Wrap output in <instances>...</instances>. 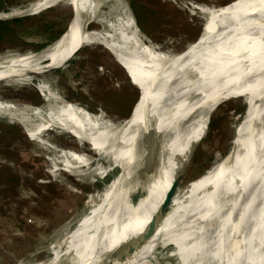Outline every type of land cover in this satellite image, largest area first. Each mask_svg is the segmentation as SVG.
Listing matches in <instances>:
<instances>
[{
	"label": "bare ground",
	"instance_id": "bare-ground-1",
	"mask_svg": "<svg viewBox=\"0 0 264 264\" xmlns=\"http://www.w3.org/2000/svg\"><path fill=\"white\" fill-rule=\"evenodd\" d=\"M62 1L74 6L78 15L70 31L42 53L0 58V83H29L35 79L31 73L58 68L80 49L97 44L117 60L142 99L122 123L104 121L82 107L64 103L49 110L46 123L30 131L32 139L45 144L43 134L57 125L91 145L111 163L110 168L130 166L121 176V189L85 215L42 264H124L160 220L163 203L150 210L144 202L154 194H167L173 178L174 183L186 173V169L179 172L205 135L212 113L221 102L236 96L247 99L248 109L233 151L207 174L177 190L154 237L126 264L144 263L159 241L175 245L185 264L202 259L207 260L204 264H264V0L204 8L206 35L176 56L157 52L136 35L122 34L117 40L116 34L91 29L99 19L98 0H41L21 14ZM55 56V64L44 63ZM158 83L166 85L155 93ZM38 88L48 92V100L58 99L47 84ZM15 110L19 111L15 105L0 102V113ZM150 111L157 113L149 115ZM150 153L152 165L147 173ZM61 156L68 171L91 164L73 152ZM215 220L220 227L216 240L192 243L198 233L196 223Z\"/></svg>",
	"mask_w": 264,
	"mask_h": 264
},
{
	"label": "rangeland",
	"instance_id": "rangeland-1",
	"mask_svg": "<svg viewBox=\"0 0 264 264\" xmlns=\"http://www.w3.org/2000/svg\"><path fill=\"white\" fill-rule=\"evenodd\" d=\"M2 1L8 10L0 11V19L31 17L30 28L54 24L41 32L23 33L22 28L4 31L0 58L37 52L67 30L71 22L68 1L25 14L21 12L41 0ZM98 1L99 19L91 29L116 34L117 40L122 34L136 35L157 52L176 56L195 44L201 33L200 41L206 35L208 14L204 8L218 9L235 0ZM55 57L44 63L55 64L58 56ZM39 84H47L51 95L58 99L48 100V92L39 90ZM139 93L111 53L97 44L81 49L62 71L36 77L29 83H0V102L15 105L19 110L0 113V264H42L50 260L57 244L78 222L121 189L124 182L121 176H126L130 169V166L110 168L111 163L92 150L91 145L57 125L43 134L45 144L32 139L30 131L45 122L49 110L59 109L64 103L82 107L104 121L122 123L131 116ZM219 105L211 115L205 135L197 142L198 147L179 172L186 169L179 189L207 174L234 149L237 130L248 109L247 99L233 97ZM37 110L41 112L39 116ZM155 113L150 111L149 115ZM70 152L87 157L91 164L68 171L61 155ZM155 195L144 202L147 209L159 208L164 202L166 194ZM219 228L217 220L210 224L196 223L194 230L198 233L192 243L215 241ZM161 242L142 264H185L175 245ZM206 261L195 260L190 264Z\"/></svg>",
	"mask_w": 264,
	"mask_h": 264
},
{
	"label": "water",
	"instance_id": "water-1",
	"mask_svg": "<svg viewBox=\"0 0 264 264\" xmlns=\"http://www.w3.org/2000/svg\"><path fill=\"white\" fill-rule=\"evenodd\" d=\"M236 1H237V0H235V1H233V2H231V3H229V4H227V5H225V6H223V7H227V6H229V5L233 4V3H235ZM223 7H220V8H223ZM70 8H71L72 15H71V22H70V24H69L67 30H66V31L60 36V38H58L56 41H54L53 43H51V44H49L48 46L44 47L43 49H41V50H39V51H37V52H34L33 54H39V53H42V52L45 51L46 49L52 47L54 44H56L57 42H59V41L65 36L66 33H68V32L70 31V27H71L72 24H74V22L78 19V15H77V13H76V9L74 8V6L70 5ZM220 8H218V9H220ZM201 35H202V33L200 34L198 40H197L195 43H197V42L200 41V39H201ZM80 51H81V49H80V50H79V51L73 56V58H72L71 60L67 61V62L64 64V66L61 67V68L47 69L46 71H44V72H42V73H31L30 75H31V76H34V77L36 78V77H40V76H42V75H47V74H49V73L62 71L63 69L67 68V67L70 65L71 61L77 56V54H78ZM116 61H117V60H116ZM165 82H166V81H165ZM165 82H164V83H165ZM165 85H166V84H162V86H161V83H160V84L158 83V85L154 86L153 91H154L155 93H158L159 90H157V89H159V88H161V87H165ZM235 98H240V97H235ZM244 98H245V97H244ZM141 99H142V96H141V94H140V97H139V100H138L137 104L141 101ZM137 104H136V105H137ZM151 165H152V155H151V153H150V154H148V159H147V161H146L145 168H144V170H145L147 173L150 171V169H151ZM183 177H184V175L179 176V177L175 180V182L172 184V186H171V188L169 189V191L167 192L166 197H165V200H164V202H163L162 209H161V211H160V220L164 219V218L166 217V215L168 214L169 209H170V206H171L172 201H173V198L175 197V194H176L177 190L179 189V186H180V183H181ZM160 220H159V221L157 220V221L153 224V226L150 227V228L148 229L147 233L145 234V236L143 237V239L141 240V242H140V243H139V244H138V245H137V246H136V247H135V248L129 253V255L127 256V258H125V260L123 261L124 264H126V263L129 262L131 259H133V258L136 256V254H138V252H140V251H141V250H142V249H143V248H144V247L150 242V240L154 237V235L156 234V231L158 230V227H159V225H160V223H161Z\"/></svg>",
	"mask_w": 264,
	"mask_h": 264
},
{
	"label": "trees",
	"instance_id": "trees-1",
	"mask_svg": "<svg viewBox=\"0 0 264 264\" xmlns=\"http://www.w3.org/2000/svg\"><path fill=\"white\" fill-rule=\"evenodd\" d=\"M0 8H2L4 11L8 10L6 9V6L0 2ZM33 20V18L31 17H24V18H15V19H10V20H4V21H0V42L2 41V38L4 37V31L6 30H15V28H22V32L24 33H28V32H41L43 30V28L45 27V29H51L54 23L49 22L47 23L45 26L43 27H28V23L31 22ZM27 24V25H26ZM66 30L61 31L58 35H56L54 38H52L49 42L45 43L44 45H42L39 50L43 49L44 47L48 46L49 44L53 43L54 41H56L58 38H60V36L65 32ZM14 32V31H13ZM38 50V51H39Z\"/></svg>",
	"mask_w": 264,
	"mask_h": 264
},
{
	"label": "flooded vegetation",
	"instance_id": "flooded-vegetation-1",
	"mask_svg": "<svg viewBox=\"0 0 264 264\" xmlns=\"http://www.w3.org/2000/svg\"><path fill=\"white\" fill-rule=\"evenodd\" d=\"M0 2H2L6 6V9H8V5L6 4L5 1L0 0ZM0 11H4V10L2 8H0ZM0 21H4V20L0 19Z\"/></svg>",
	"mask_w": 264,
	"mask_h": 264
}]
</instances>
